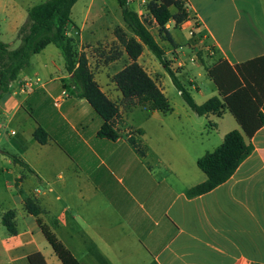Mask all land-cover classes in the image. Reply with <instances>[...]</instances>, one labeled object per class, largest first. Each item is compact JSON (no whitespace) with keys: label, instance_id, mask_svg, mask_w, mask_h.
Returning <instances> with one entry per match:
<instances>
[{"label":"crops","instance_id":"obj_1","mask_svg":"<svg viewBox=\"0 0 264 264\" xmlns=\"http://www.w3.org/2000/svg\"><path fill=\"white\" fill-rule=\"evenodd\" d=\"M187 2L205 40L190 37L181 25L170 30V21L171 49L162 46L179 79L203 104L220 96L208 68L221 59L235 66L264 56V0ZM35 5L0 0L3 42L6 35L16 38ZM93 5L94 0L85 5L88 15ZM73 22L67 31L72 38ZM101 30L82 28L80 48L99 40ZM204 43L215 48L214 55L203 50ZM53 45L32 57L0 101V264H27L36 252L47 264H62L39 219L80 264H264V126L246 138L254 150L228 181L189 198L187 190L207 180L198 160L219 148L229 132L241 130L233 114H196L145 48L138 62L172 109L126 108L113 80L130 63L124 52L102 65L110 74L104 86L95 77L112 101H120V137L100 138L102 117L71 87L65 60ZM63 91L67 96L56 105ZM40 126L49 134L46 144L34 137ZM131 136L147 149L145 157L132 147ZM25 196L41 208L38 217L26 209ZM8 213L15 233L5 225Z\"/></svg>","mask_w":264,"mask_h":264},{"label":"trees","instance_id":"obj_2","mask_svg":"<svg viewBox=\"0 0 264 264\" xmlns=\"http://www.w3.org/2000/svg\"><path fill=\"white\" fill-rule=\"evenodd\" d=\"M79 1L41 2L29 10L25 23L20 27L17 34L20 44L17 48L11 49L8 43L0 39V101L11 91L12 83L19 78L21 72L30 65L32 57L41 53L48 45L54 44L65 60L66 70L71 76V87L79 97L85 98L103 119L98 136L117 140L120 137L117 128L121 117L120 106L102 91L95 80L86 53L78 51L74 39L67 33L68 26L73 22V7ZM117 3L123 21L130 31L128 33L118 28L115 32L120 46L130 60L113 78L122 93L126 108L149 105L151 110L164 113L172 109L156 81L138 62L147 48L164 67L186 104L196 114L221 117L229 111L241 127V130L229 132L219 148L206 153L198 160V167L207 175V180L187 190L186 195L193 198L208 193L228 181L240 164L252 154L254 147L246 138L251 139L264 126V56L235 66L230 65L227 60H219L207 71L220 96L198 104L191 91L179 79L178 71L172 68V62L167 58L164 47L139 13L131 8L129 0H117ZM148 11L161 34L166 35L170 21H175L179 27L188 16L181 0H153L148 5ZM168 39L170 40L169 36ZM212 126L216 125L212 123ZM34 137L40 144H46L50 139L48 132L41 126L34 132ZM129 142L141 157L146 156L147 149L137 138L131 136ZM20 163L28 167L24 162ZM24 198L26 209L38 217L41 214L39 205L27 196ZM12 217L13 213H8L4 222L10 232L15 233L14 225L9 220ZM38 222L61 263L80 264L49 227L43 224L41 219ZM26 262L47 264L40 252L29 255Z\"/></svg>","mask_w":264,"mask_h":264},{"label":"rangeland","instance_id":"obj_3","mask_svg":"<svg viewBox=\"0 0 264 264\" xmlns=\"http://www.w3.org/2000/svg\"><path fill=\"white\" fill-rule=\"evenodd\" d=\"M34 4H38L44 2L46 0H32ZM89 0H80L75 7L74 15H73V25L69 29L72 32L73 39L77 45V49L79 52H85L87 58L89 60L90 67L94 73V76L98 78L101 82V85L104 86L107 81V77L110 76L109 72H104L102 69V65L107 63L111 60L116 59V57L120 58L123 56L124 49L120 46V44H115L116 42L111 40V36H116L115 32L118 28L124 29L126 32L130 33L129 29L126 27L123 18L121 9L117 3V0H94V5L92 7V13L88 15L89 6H85ZM153 0H129L131 8L137 10L139 15L145 21L151 32L155 35L157 40L163 45L166 49H171L168 42L169 34H161L159 27L157 26L156 22L152 18L150 12L148 11V5ZM173 12L176 13V10L173 9ZM27 19V18H26ZM26 21V20H25ZM25 23V22H24ZM23 23V24H24ZM170 30L176 29L179 30L178 26L174 21L169 23ZM100 28L102 29L99 34L100 39L95 40L93 43H84L82 48H80V38L81 36L85 35L79 33L82 28ZM108 27V32L104 30ZM111 29H113L111 31ZM104 31V32H103ZM111 31V33H110ZM86 36V35H85ZM182 36H185L183 34ZM16 38L11 35H6L5 42L10 45L11 49L17 48L14 43L17 41ZM118 41V40H117ZM18 43V42H17ZM119 43V42H118ZM52 47H55L54 45ZM81 49V50H80ZM84 49L86 51H84ZM152 54V53H151ZM153 55V54H152ZM150 55H144L143 61L148 64L150 61ZM155 58V56H154ZM151 58V59H154ZM156 59V58H155ZM157 61V60H156ZM127 61H122L121 65L126 64ZM151 68H154L151 66ZM112 80V78H111ZM99 84V83H98ZM200 100V97H198ZM119 105L120 101H116Z\"/></svg>","mask_w":264,"mask_h":264},{"label":"built area","instance_id":"obj_4","mask_svg":"<svg viewBox=\"0 0 264 264\" xmlns=\"http://www.w3.org/2000/svg\"><path fill=\"white\" fill-rule=\"evenodd\" d=\"M181 1L184 3V8L188 13L187 18L181 23V27L188 33L190 37L196 38L200 40V42L202 43V41H204L205 39L204 36L201 35L199 31L201 26L200 20L196 16L190 13L187 0H181ZM202 48L203 50L208 52L209 55L215 54V48L212 45H208L204 43V46H202ZM196 60H197L196 57L192 58V61H196ZM66 96H67L66 91H63L61 98L56 101V105H59L61 100H63Z\"/></svg>","mask_w":264,"mask_h":264}]
</instances>
